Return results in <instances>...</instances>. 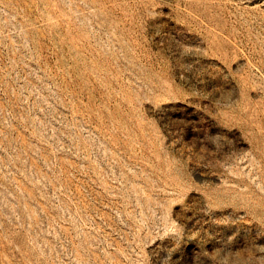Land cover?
I'll return each mask as SVG.
<instances>
[{
	"label": "rangeland",
	"instance_id": "1",
	"mask_svg": "<svg viewBox=\"0 0 264 264\" xmlns=\"http://www.w3.org/2000/svg\"><path fill=\"white\" fill-rule=\"evenodd\" d=\"M0 264H264V0H0Z\"/></svg>",
	"mask_w": 264,
	"mask_h": 264
}]
</instances>
